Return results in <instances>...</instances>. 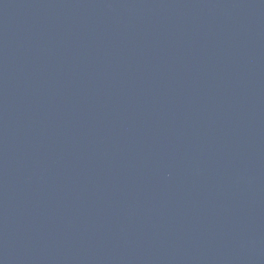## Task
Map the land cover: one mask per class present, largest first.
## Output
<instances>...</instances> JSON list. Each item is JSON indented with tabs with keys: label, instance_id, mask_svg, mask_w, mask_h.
Instances as JSON below:
<instances>
[{
	"label": "water",
	"instance_id": "95a60500",
	"mask_svg": "<svg viewBox=\"0 0 264 264\" xmlns=\"http://www.w3.org/2000/svg\"><path fill=\"white\" fill-rule=\"evenodd\" d=\"M0 264H264V0H0Z\"/></svg>",
	"mask_w": 264,
	"mask_h": 264
}]
</instances>
